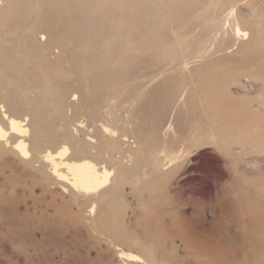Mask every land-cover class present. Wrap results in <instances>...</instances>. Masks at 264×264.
I'll use <instances>...</instances> for the list:
<instances>
[{
	"label": "rangeland",
	"instance_id": "1",
	"mask_svg": "<svg viewBox=\"0 0 264 264\" xmlns=\"http://www.w3.org/2000/svg\"><path fill=\"white\" fill-rule=\"evenodd\" d=\"M0 63V264H264V0H0Z\"/></svg>",
	"mask_w": 264,
	"mask_h": 264
},
{
	"label": "bare ground",
	"instance_id": "2",
	"mask_svg": "<svg viewBox=\"0 0 264 264\" xmlns=\"http://www.w3.org/2000/svg\"><path fill=\"white\" fill-rule=\"evenodd\" d=\"M218 1V0H217ZM128 3V2H127ZM217 3V2H215ZM129 5V3H128ZM127 5V6H128ZM132 6V5H131ZM130 6V7H131ZM127 8V7H126ZM129 8V7H128ZM127 8V10H128ZM218 8V7H217ZM227 6H225V4H223L222 7H219V9L224 12L226 10ZM132 9V8H131ZM218 9V12H219ZM130 10V9H129ZM126 11V10H125ZM131 12V10H130ZM127 13V12H126ZM129 13V12H128ZM230 13V12H229ZM131 14V13H130ZM33 15V13H32ZM229 15V14H228ZM132 16V15H131ZM208 17V16H207ZM230 17V15H229ZM121 18V17H120ZM227 18V17H226ZM232 19V18H231ZM230 18L229 23L231 22ZM234 19V18H233ZM130 21V20H129ZM225 21V20H224ZM223 24H218L213 26L212 28H210V32L212 33H218L221 32V30L224 28V22ZM127 23V22H126ZM132 23V22H131ZM227 23V24H229ZM232 23V22H231ZM156 24V23H155ZM182 24V23H181ZM226 24V23H225ZM126 25V24H124ZM132 25V24H129ZM133 26V25H132ZM149 26V25H147ZM152 26V25H151ZM154 26V25H153ZM155 26H158L157 24ZM229 26V25H226ZM232 26V25H231ZM223 27V28H222ZM244 27V26H243ZM151 28V27H150ZM159 28V26H158ZM227 28V27H225ZM224 28V29H225ZM128 29V28H127ZM154 30V28H152ZM157 31V27L155 28ZM223 29V30H224ZM234 31L233 34H235L234 32H237V34H241L242 33V27H240L239 22H237L235 24V26L233 27ZM132 30V29H131ZM222 30V31H223ZM227 31V30H226ZM127 32V30H126ZM130 32V31H129ZM132 32V31H131ZM130 32V33H131ZM133 33V32H132ZM159 33V32H158ZM232 33V32H231ZM126 34V33H125ZM243 34V33H242ZM230 35V33H229ZM244 36H246L244 34ZM235 37V36H234ZM233 37V38H234ZM238 37V36H237ZM235 37V38H237ZM127 38V37H126ZM241 38V37H239ZM127 40V39H126ZM135 40V39H134ZM236 40V39H235ZM132 41V40H130ZM129 44V42H127ZM125 43V44H127ZM133 43V42H132ZM127 44V45H128ZM131 44V43H130ZM125 46V45H124ZM129 46V45H128ZM133 46V45H132ZM130 48V47H129ZM133 48V47H132ZM109 57V56H108ZM13 62V59H11ZM16 62V60H15ZM2 63V62H1ZM0 63V65H1ZM11 63V62H10ZM18 63H20L18 61ZM14 65V68L16 70V73L14 74V76L17 78H21V76L23 75L24 69L27 67V63H23V64H19L18 65ZM12 64V63H11ZM10 64V65H11ZM2 66V65H1ZM26 71V70H25ZM34 71V70H33ZM6 118H8V128L6 129L0 121V145L3 142H6L7 144H12V148L19 153V155L22 158L28 159L31 157V152L28 148L27 143L20 139L15 143H12V139H14L16 136H25L27 134L28 128L25 127L24 123L14 119V118H9L7 116H5ZM123 136V135H122ZM123 142H127V136H123L121 137ZM95 142V140L93 139L91 141ZM110 143V141H109ZM107 143V144H109ZM93 148V153L98 157V158H108V159H113L115 157V152L114 150H112L110 148V146H102V147H97L94 145H91ZM100 146V145H99ZM90 147V145H89ZM128 150V149H127ZM89 151V149H88ZM92 152V151H91ZM90 152V153H91ZM70 153V149L68 147H64L61 151H59L56 154H51L48 153L46 156V160L47 161H51V164H53V170H54V175L57 177V180L59 181H63L68 183L70 186H72L75 189L81 190L83 192H85L86 194L90 195V194H97L98 192H100L101 190L105 189L109 184H110V179H111V175H113V172L111 170H109L107 168L106 165H102L101 167L89 160H83V159H79L76 157V159H67L66 156ZM92 153V154H93ZM130 154V152H129ZM94 155V157H95ZM62 157V159L60 161H56L57 158ZM99 160V159H98ZM106 161V160H105ZM50 163V162H49ZM213 249V248H212ZM212 249H210L212 251ZM214 250V249H213ZM215 251V250H214ZM216 252V251H215ZM214 253V252H212ZM130 258L131 261L133 262H139L141 259L139 256L131 254L128 256Z\"/></svg>",
	"mask_w": 264,
	"mask_h": 264
}]
</instances>
